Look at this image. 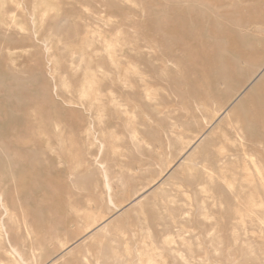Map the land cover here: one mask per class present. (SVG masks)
<instances>
[{"label": "rangeland", "instance_id": "1", "mask_svg": "<svg viewBox=\"0 0 264 264\" xmlns=\"http://www.w3.org/2000/svg\"><path fill=\"white\" fill-rule=\"evenodd\" d=\"M0 206V264H264V0H0Z\"/></svg>", "mask_w": 264, "mask_h": 264}, {"label": "bare ground", "instance_id": "2", "mask_svg": "<svg viewBox=\"0 0 264 264\" xmlns=\"http://www.w3.org/2000/svg\"><path fill=\"white\" fill-rule=\"evenodd\" d=\"M14 16H15V15H14ZM8 29H9V28H8ZM13 53H14V52H13ZM6 56H7V55H6ZM14 56H15V55H14ZM11 58H12V57H11ZM12 59H13V58H12ZM13 60H14V59H13ZM17 61H18V60H17ZM9 63H11V62H9ZM15 63H16V62H15ZM13 64H14V63H13ZM11 68H12V67H11ZM14 68L17 69L18 66H17V68H16V67H14ZM13 70H14V69H13ZM11 71H12V69H11ZM15 71H16V70H15ZM13 72H14V71H13ZM15 74H16V73H15ZM50 75H51V74H50ZM252 83H253V82H252ZM55 90H56V89H55ZM206 139H207V138H206ZM203 140L205 141L204 138H203ZM190 143H191V145L193 144L192 141H191ZM202 143H203V142H202ZM189 145H190V144H189ZM102 146H103V145H102ZM195 146H196V145H195ZM187 148H188V147H187ZM187 148H186V149H187ZM192 148H194V150H192V151L194 152V151H195V147H194V145L191 147V149H192ZM189 150H190V149H189ZM189 150H188V151H189ZM190 151H191V150H190ZM185 152H186V150H185ZM186 153H187V152H186ZM184 155H185V154H184ZM186 156H187V155H186ZM183 157H184V156H183ZM186 158L189 159L190 157H186ZM228 158H229V157H228ZM190 159H191V158H190ZM226 160H227V159H226ZM184 161H185V159H184ZM186 161H187V160H186ZM188 161H189V160H188ZM192 171H193V170H192ZM209 173H210V172H209ZM169 181H170V180H169ZM145 192H146V191H145ZM145 192H142V193H145ZM140 194H141V193H140ZM141 195H143V194H141ZM144 198H145V197H144ZM137 199H139V198H137ZM141 200H143V199H141ZM141 200H140V203H141ZM0 207H1V206H0ZM2 207L5 208V211H6V214H7V213H8V208H6V206H4V205H2ZM2 227H3V226H2ZM104 227H105V226H104ZM104 227H103V228H104ZM100 230H102V229H100ZM103 230H104V229H103ZM103 230H102V231H103ZM33 235H34V234H33ZM105 248H106V247H105ZM11 249H12V248H11ZM12 252H13L14 254H16V252H15L14 250H13ZM17 256H19V255H17Z\"/></svg>", "mask_w": 264, "mask_h": 264}]
</instances>
